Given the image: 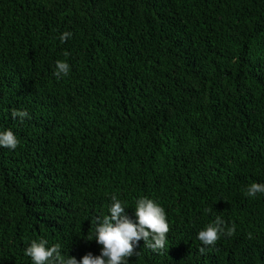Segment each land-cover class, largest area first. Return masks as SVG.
<instances>
[{
	"label": "trees",
	"instance_id": "16d2710c",
	"mask_svg": "<svg viewBox=\"0 0 264 264\" xmlns=\"http://www.w3.org/2000/svg\"><path fill=\"white\" fill-rule=\"evenodd\" d=\"M6 129L0 264H33L40 239L98 256L113 195L133 221L153 199L170 227L128 264H264V193L246 195L264 183V0H0ZM217 215L236 231L203 246Z\"/></svg>",
	"mask_w": 264,
	"mask_h": 264
},
{
	"label": "clouds",
	"instance_id": "9594fccd",
	"mask_svg": "<svg viewBox=\"0 0 264 264\" xmlns=\"http://www.w3.org/2000/svg\"><path fill=\"white\" fill-rule=\"evenodd\" d=\"M72 36L71 32H63L59 39L65 42ZM64 55H68L65 53ZM70 66L67 62L58 60L55 62L53 75L58 79L67 76ZM11 116L19 118L21 122L28 117L26 110H12ZM20 141L16 135L6 129L0 131V147L15 150ZM258 193H264V183H251L246 188L248 197H255ZM109 215H105L102 221H94V239L102 246L98 256L92 253L85 254L78 262L75 257L61 255L59 244L48 247V241L44 239L32 240L25 250V255L30 257L33 264H128V258L136 255V247L139 241L153 251L163 250L167 245V233L170 231L166 212L153 199L140 197L135 201V221L125 214L124 203L116 195L111 197ZM205 213L213 212L212 208H206ZM227 229V230H225ZM236 231L235 224L230 227L217 215L212 223L207 224L197 234V239L203 246H214L221 234L231 237ZM251 239V233L248 236ZM205 253V247L198 249Z\"/></svg>",
	"mask_w": 264,
	"mask_h": 264
}]
</instances>
